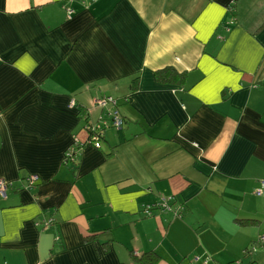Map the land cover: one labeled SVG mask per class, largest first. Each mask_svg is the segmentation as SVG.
I'll list each match as a JSON object with an SVG mask.
<instances>
[{
    "label": "crops",
    "instance_id": "crops-1",
    "mask_svg": "<svg viewBox=\"0 0 264 264\" xmlns=\"http://www.w3.org/2000/svg\"><path fill=\"white\" fill-rule=\"evenodd\" d=\"M263 25L264 0H0V264L243 263L264 237ZM169 195L181 217L141 212Z\"/></svg>",
    "mask_w": 264,
    "mask_h": 264
},
{
    "label": "trees",
    "instance_id": "trees-1",
    "mask_svg": "<svg viewBox=\"0 0 264 264\" xmlns=\"http://www.w3.org/2000/svg\"><path fill=\"white\" fill-rule=\"evenodd\" d=\"M155 77H156L157 82H159L161 84H183V82L186 78V75H184V73L180 74L179 72H177L172 67H166V68H163V69L156 71ZM134 83H135V86H133V88H136L137 80H135ZM122 128H123V126L118 131H121ZM98 144H99V142H98ZM99 148H100V144H99ZM27 180H28V187L29 186H30V188L33 187L35 181H32L31 178H28ZM262 182H264V181L260 182L259 189H261V187H262ZM259 189H257V190H259ZM256 191H255V194H256ZM263 192H264V187L262 188V194H263ZM257 196H260V195H257ZM164 197H166V198L170 197V200L168 201V208H166V209L157 208V204L161 200V198H162L161 197L159 199V201H157L156 203L148 204V205H154V208L151 211L153 213L162 212V213H169L173 216L181 217V215H182V203H179V201L175 198V196L169 195V196H164ZM144 206H146V205L142 206V209H141L142 213H144L143 212ZM152 212L150 214H145V213L144 214L146 216L152 215ZM52 222H55V220L51 216L44 223V228H49V226L51 225ZM235 223L238 224L240 227H252V226L254 227L257 224H259V221L253 220V219H236ZM58 239H59V237L57 236L55 238V240H58ZM263 242H264V237H260V238H258V240L255 243H253L251 245V247H249L248 249H245L243 251L242 258H241L240 262H243V259L246 258L247 260H249L247 264H264V261L259 262V261H262L264 259V254H261V257L259 256L261 260L257 261V260L251 259L252 257L255 259V255H257V252H258L257 246L258 245L262 246ZM132 259H133L135 264H159L161 261V257L155 251H149V252L141 254L140 256H134L133 255ZM195 259H197V260H195ZM192 260H193V262H198V257H193ZM206 263H207V261H204V264H206ZM224 264H238V263L231 261V262H227ZM239 264H242V263H239Z\"/></svg>",
    "mask_w": 264,
    "mask_h": 264
},
{
    "label": "built area",
    "instance_id": "built-area-1",
    "mask_svg": "<svg viewBox=\"0 0 264 264\" xmlns=\"http://www.w3.org/2000/svg\"><path fill=\"white\" fill-rule=\"evenodd\" d=\"M71 11H68V14H70ZM94 104L97 107H101L104 108L106 105H112L113 107L117 106V101L116 99L112 98V97H108V96H103L100 97L98 99H96L94 101ZM109 117L111 118V123H112V127H114L115 129L119 130L123 124L124 121L123 119L119 116L118 111L116 109H114L110 114H108ZM104 124V123H102ZM89 130H91L90 132L93 133L92 135V139L89 140V144H93L96 148L99 147L98 144V138L99 136L97 135V131L95 127H89ZM68 157H70V153L68 154ZM32 181L35 180V177H30ZM264 187V182H262V187L261 189L256 191L257 195H261L262 194V188ZM6 188H7V183L4 181L0 182V195L4 196L5 192H6ZM170 200V197H162L161 200L159 201V203L157 204V208H163L166 209L168 208V201ZM154 208V205H146L143 207V212L145 214H150L152 211V209ZM197 260V259H195Z\"/></svg>",
    "mask_w": 264,
    "mask_h": 264
},
{
    "label": "rangeland",
    "instance_id": "rangeland-1",
    "mask_svg": "<svg viewBox=\"0 0 264 264\" xmlns=\"http://www.w3.org/2000/svg\"><path fill=\"white\" fill-rule=\"evenodd\" d=\"M259 224H257L256 226H258ZM256 226H254L252 229H255L256 228ZM263 229H264V226H263ZM257 251L259 252H257V255H255V259L252 257L251 259H253V260H261L260 259V257H261V254H264V245H262V246H260V245H258L257 246ZM260 256V257H259ZM248 261L249 260H247L246 258H244L243 259V263L242 264H247L248 263ZM264 261V259L262 260V261H259V262H263Z\"/></svg>",
    "mask_w": 264,
    "mask_h": 264
}]
</instances>
